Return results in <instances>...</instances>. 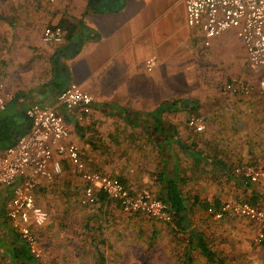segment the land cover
<instances>
[{
	"label": "crops",
	"instance_id": "obj_1",
	"mask_svg": "<svg viewBox=\"0 0 264 264\" xmlns=\"http://www.w3.org/2000/svg\"><path fill=\"white\" fill-rule=\"evenodd\" d=\"M53 1L0 0V83L14 95L2 115L12 116L16 130L23 134L30 126L25 117L29 106L52 105L59 92L76 84L91 95L90 111L81 120L78 110L58 111L81 161L89 170L118 180L132 195L148 190L156 199L167 200L168 189L175 187L183 200V221L182 229L175 232L170 225L146 215L124 213L98 193V202L90 207L47 205V243L52 248L60 239L64 250L71 251L67 247L75 241L74 249L77 243L85 246L82 252L93 254L91 259L96 264H104L120 245L141 241L150 248L177 233L187 234L183 240L186 255L198 253L202 257L195 245L197 237L211 247L200 230L205 221L199 222V216L217 222L208 208L216 210L226 203L230 186L243 188L237 182L242 179L231 176L228 168L252 164L264 171V98L229 97L224 108L213 103L209 112L213 120L204 122L202 133L190 132L172 119L182 111L180 102H184L179 99L182 66L176 64H191L194 86L199 82L192 71L217 67L205 60L211 61L223 49L229 61L233 60L231 54L239 55L245 58L250 72H264L248 63L234 30L204 48L201 36H192L186 25L183 0H105L102 13L86 12L88 0ZM63 21L77 26L74 43L41 40L46 26ZM229 37H235L240 52L231 43L227 47ZM149 60L155 63L150 69L146 66ZM196 96L191 93V114L198 105ZM229 147L245 151L229 161ZM61 165V176L52 182L39 181L35 201L44 193L70 200L69 182L78 176L66 160ZM75 181L81 182L79 178ZM57 182L60 186L56 192L50 187ZM10 192L0 189V264H11L4 234V224H8L4 204ZM72 219L76 221L75 231L70 230ZM185 260L190 262L189 257Z\"/></svg>",
	"mask_w": 264,
	"mask_h": 264
},
{
	"label": "built area",
	"instance_id": "obj_2",
	"mask_svg": "<svg viewBox=\"0 0 264 264\" xmlns=\"http://www.w3.org/2000/svg\"><path fill=\"white\" fill-rule=\"evenodd\" d=\"M185 21L192 36L200 35V43L208 48L213 39L229 30L244 47L248 63L264 72V0H183ZM66 32L58 27H45L41 40L60 44ZM154 61L146 64L150 69ZM229 95L264 96V80L256 84L233 80L223 87ZM14 95L0 83V113ZM93 99L88 92L76 84H69L59 92L52 105L33 104L25 110L30 122L29 129L17 142L0 150V189H10V198L5 202V217L11 228L26 243L37 264H47L39 247L35 230L44 227L48 213L35 201V190L39 181L52 182L62 175L61 162L66 160L82 182L78 192L79 204L83 207L95 205L97 194L115 202L124 213H139L163 224L173 225L170 207L156 199L148 190L132 195L118 180L89 170L81 161L75 145L69 142V128L59 109L78 110L79 120L92 107ZM188 127L202 133L205 124L200 118H190ZM235 175L250 184L264 181V171L252 166L237 167ZM74 187V184H71ZM214 220L225 216L244 218L256 226V239L264 241V206L249 203H223L218 209L208 208Z\"/></svg>",
	"mask_w": 264,
	"mask_h": 264
},
{
	"label": "rangeland",
	"instance_id": "obj_3",
	"mask_svg": "<svg viewBox=\"0 0 264 264\" xmlns=\"http://www.w3.org/2000/svg\"><path fill=\"white\" fill-rule=\"evenodd\" d=\"M53 2L54 1L52 0V3ZM234 38L229 37L227 47L231 46L229 45L231 43V47H236L238 52H240L239 47H237L239 46V43L234 41ZM236 43L238 44L237 46ZM224 51L225 50L223 49V52L211 57V61L210 59L205 60V62L218 64L217 67L209 69L205 66L199 67L196 69L197 71H192V76H196L198 79L199 83L197 86L191 85V64H176L179 67L180 65L182 66L180 69L182 83L179 88V99L190 105L180 111L179 114H177V117L174 116L172 119L176 120V123L184 126L190 132L191 129L188 127V120L190 118H200L203 122L212 121L213 119L211 118L214 117L212 116L210 118L209 112H211L213 103L216 104V107L223 106L224 108L229 104L226 103L229 100V97L231 99L241 98L237 97V95H229L223 91V87L227 83L237 80L243 83L256 84V82L261 79L264 80V73L250 72L249 69H247L245 66V58L239 57V55L234 57L231 54L233 60L229 61V56L227 57L228 54L224 53ZM224 58H226L225 61H223ZM226 64L230 65L227 66ZM196 72H198V74H196ZM192 92L197 94L196 97H198L199 100L194 101L198 105L196 109L192 111L194 113L191 114ZM260 97L264 98V96ZM206 119L208 120L206 121ZM244 151L245 150L239 151L235 147H229L227 149L229 161L232 160V157ZM237 167L242 166L241 164H237L233 169L235 170ZM257 169L262 170L258 167ZM74 179L77 180L78 178L74 176L69 182V189L72 194L70 200H66L64 197H60L54 193L48 196L44 193L43 195H38L36 204L47 213L48 209L46 206L53 204L64 206V204L68 203L69 206H72L75 209L79 208L78 192L81 190L82 184ZM57 184L58 182L52 185L50 189L57 192V188L60 186ZM71 184H74V187H72ZM230 187L228 194L229 198L226 203H246V198H250L251 194L261 193L264 195V181L251 184L250 188L246 190L244 188H237L235 190ZM257 205L263 206L264 200H261ZM202 215L204 216V214ZM72 220L73 227L70 230L75 231L76 221L74 219ZM198 221H205V224L203 225L204 227L202 229L198 227V229L200 228V230L205 233V236L208 237L207 239L210 240L209 246L221 259L222 264H264V244L257 241V229L254 226L255 230L246 219L237 216H225L221 220H216L217 222H214L211 218L207 219L199 216ZM46 226L36 230V236L47 264H96V260L91 259L93 254H87L81 251L86 248L85 246L80 247L77 243L76 249H80V251L77 252L76 249H74L76 246L75 241L70 243V247L66 246L71 251L64 250L66 249L65 246L59 244L60 239H58V242L51 248V245L47 243V238L45 237L46 231H49ZM175 234L176 235L171 233V237L167 236L162 238L160 242L150 248L147 244H143L141 241L133 242L131 246L120 245L118 249H116V254L114 256L110 255L108 259H104V264H208L202 257L198 256V253L186 255V243L183 240L187 239V234ZM186 257L190 258V262L185 260Z\"/></svg>",
	"mask_w": 264,
	"mask_h": 264
},
{
	"label": "trees",
	"instance_id": "obj_4",
	"mask_svg": "<svg viewBox=\"0 0 264 264\" xmlns=\"http://www.w3.org/2000/svg\"><path fill=\"white\" fill-rule=\"evenodd\" d=\"M105 0H88L86 12L90 11H99L105 12V3H102ZM62 28L66 32V37L68 41L74 43V31L75 27L73 25L67 24L66 21L61 22L59 25H56ZM73 40V41H72ZM63 91V90H62ZM182 110L187 108L188 103L180 102ZM5 111V110H4ZM4 111L0 113V150H4L10 146H13L17 140L24 134H19L15 127V119L12 116L2 115ZM194 113V112H192ZM26 117V116H25ZM26 133V132H25ZM16 138V140H15ZM3 148V149H2ZM253 166L252 164H241V166ZM234 169L232 167L228 168V172L231 176H236L234 174ZM237 177V176H236ZM243 180V179H242ZM237 181L241 184L245 190L249 189L251 184H247V182ZM170 192L168 193L167 200L165 199H158L164 203H166L171 211L173 212V225L174 228L172 229L176 232L182 229V221H183V213L182 210V203L183 200L181 199L178 191L174 187L173 189H168ZM261 200H264V195L261 193L251 194L250 198H246V203L257 205ZM259 206V205H258ZM264 206V205H263ZM219 208V207H218ZM7 220V219H6ZM4 232L5 236L8 238V247H7V254L9 255V262L11 264H37L33 256L30 254L26 243L21 239V237L16 233L11 226L8 224H4ZM197 241L195 243L196 247L200 250V254L206 261L210 264H222L221 259L216 256V254L209 249L208 245L202 240L200 237H197ZM264 244V241L262 242ZM189 245L191 247V240H189ZM102 264V262H101Z\"/></svg>",
	"mask_w": 264,
	"mask_h": 264
},
{
	"label": "bare ground",
	"instance_id": "obj_5",
	"mask_svg": "<svg viewBox=\"0 0 264 264\" xmlns=\"http://www.w3.org/2000/svg\"><path fill=\"white\" fill-rule=\"evenodd\" d=\"M246 166H248V165H246ZM242 167H244V166H242ZM253 167V166H252ZM255 168V167H254ZM257 169V168H256ZM235 174V173H234ZM237 176V175H236ZM237 177H239V176H237ZM241 178V177H240ZM242 179V178H241ZM245 181V180H244ZM248 183V182H247ZM250 184V183H249Z\"/></svg>",
	"mask_w": 264,
	"mask_h": 264
}]
</instances>
